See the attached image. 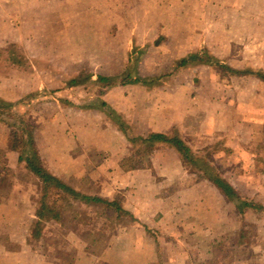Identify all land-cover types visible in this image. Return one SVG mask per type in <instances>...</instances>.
<instances>
[{
    "label": "crops",
    "instance_id": "1",
    "mask_svg": "<svg viewBox=\"0 0 264 264\" xmlns=\"http://www.w3.org/2000/svg\"><path fill=\"white\" fill-rule=\"evenodd\" d=\"M187 1L173 0V15L161 17L187 24L182 37L188 41L176 46V54L184 56L147 75L142 74L145 48L134 49L122 61L126 52L116 49L114 34L100 41L94 26L89 30L93 38L85 42L77 28L69 35L62 31L68 20L62 15L50 16L61 23L54 31L48 29V15L39 14L32 16L27 32L0 34V99L19 103L42 167L81 194L118 199L134 219L122 224L104 218L71 224L67 219L64 227L50 221L34 240L41 184L20 162V148L6 136L12 127L0 123V264H264V224L248 223L264 216V84L255 76L235 74L264 75V30L221 26L215 32H194L197 20L183 10ZM212 1L199 5L212 7L222 24L264 27V0ZM224 13L231 18H223ZM44 18L41 28L38 22ZM74 37L78 40L69 42ZM203 53L231 73L200 63L177 67L188 55ZM124 72L141 81L118 83L99 95L124 131L102 111L54 97L73 90L67 88L72 79L79 78L82 85L84 75L94 83L98 76ZM169 74L171 78L162 79ZM42 90L52 91L45 100L33 102ZM148 134L178 135L195 154L220 144L216 163L210 161L214 170L255 207L240 213L236 201L228 200L207 177L187 169L172 147L136 153L144 150L130 140ZM76 203L72 211L97 207ZM248 229L254 233L247 237ZM239 245L250 254L234 256L233 261L229 247Z\"/></svg>",
    "mask_w": 264,
    "mask_h": 264
},
{
    "label": "rangeland",
    "instance_id": "2",
    "mask_svg": "<svg viewBox=\"0 0 264 264\" xmlns=\"http://www.w3.org/2000/svg\"><path fill=\"white\" fill-rule=\"evenodd\" d=\"M204 1L205 0H193V2L187 1L188 5L184 6L183 9L186 11L187 15H193L197 20V22L193 21L192 24V30H194V32H215V30H220L221 26L225 29L227 27L229 30L234 31L238 29L237 26H242V29L245 31L264 30V27L260 28L261 24L258 26L252 23L233 22L222 24L220 21L221 17L217 19V17L211 13L210 10L212 7H200L199 4ZM226 1L230 2L231 0H213L212 2L213 4H216L220 2L224 3ZM172 3L173 0H0V34L12 36L14 33L20 34L27 32L29 25L34 21L32 16L39 14H44L46 17L48 15V29L54 31L60 28L61 23L52 22L50 16L62 15L65 16V18H68L67 23H63V25L66 26L62 31L69 35L71 33L70 30L76 32L75 29L77 28L84 32V36L81 40H84L85 42H89L91 38H93V36L91 37L92 33L89 32V30H94V26L96 28L95 31L99 32L97 33V36L100 41H105L107 34H114L113 43L115 44L116 49L119 50V48H121L123 52H126L122 61L127 60V56L133 52L134 49L137 48L140 50L141 48H145L143 49V54L145 55L142 57L145 61V65L143 63L144 68L142 69V74L147 75L158 65L161 64L166 67L167 63L184 56V54H176V46L178 44L182 45L186 40L188 41V39L182 37V27L185 26L187 29V24L164 21L166 17L161 18L162 16L172 14ZM226 15L227 13H224L223 18H231ZM78 16H82L83 20L78 19ZM45 19L46 18L39 21L38 26H41L42 28ZM47 25L45 24L44 26ZM103 35H105V37H103ZM75 40L78 39L69 38V42H75ZM92 52L95 53L96 49H93ZM50 54L53 58L60 57L58 53ZM121 57H123V55L116 58V61H118L119 64ZM133 59H136V57H133ZM94 63L98 64L100 61L96 60ZM215 71L218 72L217 70ZM4 72L7 74L10 73L8 70ZM222 75H225V73ZM82 77L83 79L81 80H84L82 85L74 87L69 93L64 91L62 93L59 92L60 94L54 95V97L60 96V98H62L61 101H65V103L70 105H91L96 98L99 89L93 85L90 76L84 75ZM171 77L172 76L169 74L163 76L162 79H169ZM187 78L189 77L187 76ZM51 91L52 90H42L37 92V96L31 98V100L33 102H36L37 100L38 104L39 101H42L43 99L45 100V98L48 97L47 95H50ZM5 126L10 127L8 125ZM11 129L12 130L10 131L6 130V136H9V139L12 140L13 144L19 147L25 137L21 138L18 133L16 134L14 127ZM8 131L10 134L7 133ZM217 138H219V136ZM221 149V145L216 143L204 152L197 154L199 158L206 161L205 163H207V166L204 165L203 169H193L196 170V175L203 176L204 173L209 170L215 169L213 162L210 161H213L211 158H214V162L216 163L214 156H216ZM207 156L210 157V161H207ZM210 163L212 164L210 165ZM79 211L85 212V215L82 216L85 223L92 221V218H104L117 223L113 218L108 219L104 215H101L102 211L98 207H95L94 209L79 208ZM119 219L124 222L130 221L127 216H121ZM251 221L264 224V216H261L259 220H253L252 217L249 219L248 223L251 224ZM61 232L66 233V230H61ZM253 233L254 232L251 229H248V232L246 231L247 237L249 235L251 236ZM214 249L215 248L213 247L208 249L210 250V254L211 252H214ZM242 249L243 248H240V245L229 247L228 256L234 261V256H243L244 252H246V256L250 254V252L242 251ZM225 260H228V258L223 259V261Z\"/></svg>",
    "mask_w": 264,
    "mask_h": 264
},
{
    "label": "trees",
    "instance_id": "3",
    "mask_svg": "<svg viewBox=\"0 0 264 264\" xmlns=\"http://www.w3.org/2000/svg\"><path fill=\"white\" fill-rule=\"evenodd\" d=\"M187 63H200L229 71L227 67L222 68L219 62L205 53L190 54L186 58L178 61L177 67H182ZM235 74L240 76H255L264 84V75L261 72L240 71L235 72ZM140 81V78H132L127 72L111 77L98 76L97 80L93 81V85L99 89L97 98L93 100L91 105L80 107L102 111L107 118L118 122L120 129L124 131L120 119L116 117L114 112L109 109L101 99H99V95L102 93V89L114 86L118 83L123 85L126 83H139ZM80 83L79 78L72 79L68 81L67 88H73ZM18 106V102H8L0 99V123L14 127L16 129V134L18 133L21 138L25 137L22 144L19 146V160L20 162L25 163V167L38 179L41 184V193L38 200V209L36 211V221L32 230V238L34 240L39 239L40 231L46 222L55 221L59 223L60 227H64L66 226L65 221L69 219V222L73 221L76 224H82V212L72 211L76 202V204L83 205L85 207H99L102 211L101 215H104L108 219L113 218L118 224L123 223V221L119 219L121 216L129 217L130 222L134 221L130 213L122 208L118 199L108 200L97 196L81 194L61 182L58 178L52 176L44 167H42L40 159L33 147L31 130L24 115L18 112ZM130 143H132V145L138 144L140 148H143L144 152H141L140 150L136 151L138 154H147L157 148V146L172 147L179 155L183 165L190 171L193 169H203L204 165L207 166V163H205L206 161H203L197 156V154L192 152L186 146L184 141L178 137V135L148 134L146 137L130 140ZM207 161H210L209 156H207ZM134 167L138 168L141 166L137 165ZM203 176L207 177V179L228 200L233 202L236 201L235 207L240 213L246 209L255 207L251 201L240 199L235 194L231 186L218 173H216L215 170H209L204 173Z\"/></svg>",
    "mask_w": 264,
    "mask_h": 264
}]
</instances>
